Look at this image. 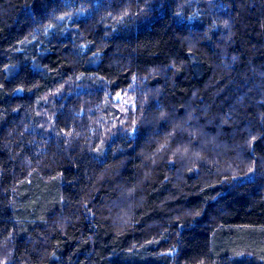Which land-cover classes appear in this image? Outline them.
<instances>
[{
	"label": "trees",
	"instance_id": "trees-1",
	"mask_svg": "<svg viewBox=\"0 0 264 264\" xmlns=\"http://www.w3.org/2000/svg\"><path fill=\"white\" fill-rule=\"evenodd\" d=\"M0 264H264V0H0Z\"/></svg>",
	"mask_w": 264,
	"mask_h": 264
},
{
	"label": "snow or ice",
	"instance_id": "snow-or-ice-1",
	"mask_svg": "<svg viewBox=\"0 0 264 264\" xmlns=\"http://www.w3.org/2000/svg\"><path fill=\"white\" fill-rule=\"evenodd\" d=\"M64 17H60V19H63ZM117 95H119V94H117Z\"/></svg>",
	"mask_w": 264,
	"mask_h": 264
},
{
	"label": "rangeland",
	"instance_id": "rangeland-1",
	"mask_svg": "<svg viewBox=\"0 0 264 264\" xmlns=\"http://www.w3.org/2000/svg\"><path fill=\"white\" fill-rule=\"evenodd\" d=\"M118 97H120V95H118Z\"/></svg>",
	"mask_w": 264,
	"mask_h": 264
}]
</instances>
